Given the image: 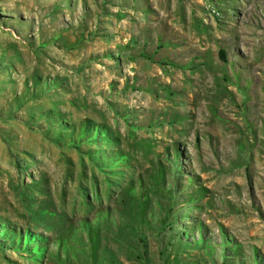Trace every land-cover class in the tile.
Segmentation results:
<instances>
[{"label": "rangeland", "instance_id": "374dc122", "mask_svg": "<svg viewBox=\"0 0 264 264\" xmlns=\"http://www.w3.org/2000/svg\"><path fill=\"white\" fill-rule=\"evenodd\" d=\"M0 264H264V0H0Z\"/></svg>", "mask_w": 264, "mask_h": 264}, {"label": "trees", "instance_id": "16d2710c", "mask_svg": "<svg viewBox=\"0 0 264 264\" xmlns=\"http://www.w3.org/2000/svg\"><path fill=\"white\" fill-rule=\"evenodd\" d=\"M221 58L224 60V61H227V54L225 51H221Z\"/></svg>", "mask_w": 264, "mask_h": 264}]
</instances>
